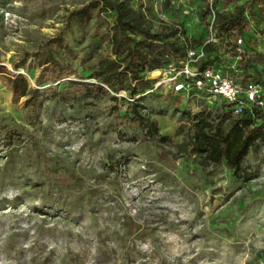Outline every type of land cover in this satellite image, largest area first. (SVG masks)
Instances as JSON below:
<instances>
[{
	"label": "rangeland",
	"instance_id": "374dc122",
	"mask_svg": "<svg viewBox=\"0 0 264 264\" xmlns=\"http://www.w3.org/2000/svg\"><path fill=\"white\" fill-rule=\"evenodd\" d=\"M91 1L0 0V126H19L0 140V264L264 262V141H255L236 172L191 153L198 114L214 125L223 105L154 85L167 75H157L158 68L145 74L151 87L134 97L119 91L92 98L71 86L80 76L74 58L95 50L114 58V13L98 4L80 18ZM128 3L156 40L181 54L202 48L206 60L226 66L234 32L207 42L209 24L234 3ZM236 3L244 5L249 55L264 56V0ZM51 38L70 47L69 56L50 50L68 73L37 85ZM249 69L264 80V61ZM17 74L28 88L22 96L11 88ZM132 100L149 117L151 133L125 113Z\"/></svg>",
	"mask_w": 264,
	"mask_h": 264
},
{
	"label": "trees",
	"instance_id": "16d2710c",
	"mask_svg": "<svg viewBox=\"0 0 264 264\" xmlns=\"http://www.w3.org/2000/svg\"><path fill=\"white\" fill-rule=\"evenodd\" d=\"M130 0H93L78 10L80 18L88 14L91 7L98 4L104 5L108 10L113 11L114 20L110 26L108 46L110 59L101 52L90 51L81 57L74 58L80 66V76L78 80H69L71 86L78 85L79 90L87 97L97 98L101 95L124 91L130 97L149 89L151 82L146 78V72L151 73L153 69L165 68L166 64L181 56L180 49L172 42L158 41L154 34L149 33L141 27L140 13L134 10L128 3ZM204 1V0H194ZM214 2L216 0H213ZM224 3H234L231 12H215V27L219 32H234L240 35L247 42L245 31L248 29L243 17V4H237L236 0H223ZM47 52L34 81L37 85L49 80L50 83L66 76L68 67L60 64L59 59L50 50L53 48L60 50L65 56L70 55V47L59 38H51L46 42ZM208 63L212 60H206ZM264 61L263 55H258L256 59L250 55L244 56L239 64L242 81L258 77L249 69L250 62ZM204 62V63H207ZM90 80V81H89ZM264 85V80L261 81ZM11 88L16 96L25 95L28 91L26 80L17 74L11 80ZM68 86L62 87V91H67ZM61 91H56L59 95ZM30 100L28 105L32 111L37 105L38 89L29 90ZM112 99H117L111 96ZM125 113L136 121L141 127L148 126L149 117L144 116L138 110L137 100L128 102ZM223 108H224V104ZM244 109L240 115L233 117L229 110H223L219 120L212 125L198 114L194 124L190 152L200 155L206 162H224L226 167L234 172L240 169V161L247 154L256 140L264 141V116L260 110L254 106ZM258 120V124L255 123ZM224 125L226 126L224 128ZM19 126H0V140H9L10 131L18 129ZM154 128L149 125L148 131L151 133Z\"/></svg>",
	"mask_w": 264,
	"mask_h": 264
},
{
	"label": "built area",
	"instance_id": "2783aa9c",
	"mask_svg": "<svg viewBox=\"0 0 264 264\" xmlns=\"http://www.w3.org/2000/svg\"><path fill=\"white\" fill-rule=\"evenodd\" d=\"M209 35L207 42L223 41L224 33L215 27L214 16L210 20ZM247 46L242 36L233 34L232 44L225 45V48H229L225 70L221 68V64L208 63L202 48L188 49L181 56L169 61L165 68L157 70V75H167L154 85L165 82L174 93L218 98L219 104H224L225 110H229L233 117L240 115L244 109L250 111L251 106L258 108L264 116V85L254 79L242 81L239 75V64L244 56L249 55Z\"/></svg>",
	"mask_w": 264,
	"mask_h": 264
},
{
	"label": "bare ground",
	"instance_id": "6f19581e",
	"mask_svg": "<svg viewBox=\"0 0 264 264\" xmlns=\"http://www.w3.org/2000/svg\"><path fill=\"white\" fill-rule=\"evenodd\" d=\"M157 74H158V72H157V70L155 71ZM153 72H151L150 74H152ZM154 75V74H153Z\"/></svg>",
	"mask_w": 264,
	"mask_h": 264
}]
</instances>
